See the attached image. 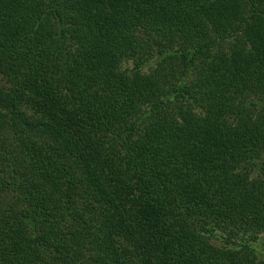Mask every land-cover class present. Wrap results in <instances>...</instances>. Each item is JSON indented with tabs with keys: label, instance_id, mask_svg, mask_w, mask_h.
Returning <instances> with one entry per match:
<instances>
[{
	"label": "trees",
	"instance_id": "1",
	"mask_svg": "<svg viewBox=\"0 0 264 264\" xmlns=\"http://www.w3.org/2000/svg\"><path fill=\"white\" fill-rule=\"evenodd\" d=\"M264 0H0V264H264Z\"/></svg>",
	"mask_w": 264,
	"mask_h": 264
},
{
	"label": "rangeland",
	"instance_id": "2",
	"mask_svg": "<svg viewBox=\"0 0 264 264\" xmlns=\"http://www.w3.org/2000/svg\"><path fill=\"white\" fill-rule=\"evenodd\" d=\"M259 248L261 249H263L264 248V240H262L260 243H259Z\"/></svg>",
	"mask_w": 264,
	"mask_h": 264
}]
</instances>
